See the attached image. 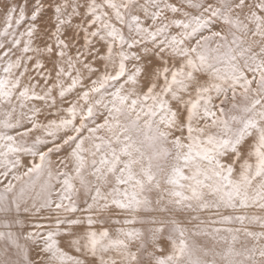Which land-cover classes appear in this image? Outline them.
Listing matches in <instances>:
<instances>
[{
	"label": "snow or ice",
	"instance_id": "6c2138e0",
	"mask_svg": "<svg viewBox=\"0 0 264 264\" xmlns=\"http://www.w3.org/2000/svg\"><path fill=\"white\" fill-rule=\"evenodd\" d=\"M0 264H264V0H0Z\"/></svg>",
	"mask_w": 264,
	"mask_h": 264
}]
</instances>
